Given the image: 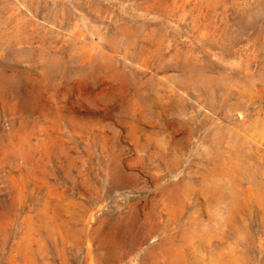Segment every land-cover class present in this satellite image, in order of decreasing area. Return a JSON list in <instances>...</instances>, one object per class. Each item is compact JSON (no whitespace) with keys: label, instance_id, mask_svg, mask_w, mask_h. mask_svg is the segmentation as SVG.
Listing matches in <instances>:
<instances>
[{"label":"rangeland","instance_id":"374dc122","mask_svg":"<svg viewBox=\"0 0 264 264\" xmlns=\"http://www.w3.org/2000/svg\"><path fill=\"white\" fill-rule=\"evenodd\" d=\"M0 264H264V0H0Z\"/></svg>","mask_w":264,"mask_h":264}]
</instances>
